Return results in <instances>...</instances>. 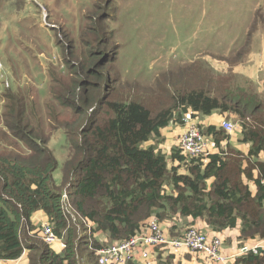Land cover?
<instances>
[{
    "label": "trees",
    "instance_id": "trees-1",
    "mask_svg": "<svg viewBox=\"0 0 264 264\" xmlns=\"http://www.w3.org/2000/svg\"><path fill=\"white\" fill-rule=\"evenodd\" d=\"M94 31L100 35L95 26ZM99 46L89 44L88 73H93L92 66L118 57L115 50L97 61ZM184 89L175 91L170 106L156 112L138 99L107 101L110 117L98 122L94 116L80 128L77 144L63 163L60 184L55 181L58 160L49 147L50 135L29 119L37 117L34 103L7 90L0 116L6 128L0 129V142L7 145H0V259H18L27 249L29 264H98L97 250L143 231L153 216L170 238L198 220L216 232L239 225L238 239L264 238V101L251 93ZM74 109L84 114L78 105ZM213 113L240 118L237 142L251 143L246 152L223 128L202 124L199 128L218 151L187 157L179 146L169 153L160 148L165 127L183 125L187 114L202 118ZM250 182L256 185L255 193ZM65 192L69 201L62 200ZM37 212L53 223L65 244L62 252L36 231L31 219ZM98 233L105 239L99 240ZM158 255L156 264H176L172 254ZM236 264H264V255L250 253Z\"/></svg>",
    "mask_w": 264,
    "mask_h": 264
},
{
    "label": "rangeland",
    "instance_id": "rangeland-1",
    "mask_svg": "<svg viewBox=\"0 0 264 264\" xmlns=\"http://www.w3.org/2000/svg\"><path fill=\"white\" fill-rule=\"evenodd\" d=\"M254 30V36L264 33V0H0V116L7 90L34 103L37 117L29 119L50 135L60 184L80 128L94 116L98 122L110 117L109 100L138 99L156 112L171 105L175 91L200 87L264 101L252 81L240 87L230 76ZM89 44L99 46V62L105 52L117 50L118 57L88 73ZM215 62L226 64L228 73L217 77ZM225 118L241 126L237 115ZM187 122L175 142H161L165 150L178 144Z\"/></svg>",
    "mask_w": 264,
    "mask_h": 264
},
{
    "label": "built area",
    "instance_id": "built-area-1",
    "mask_svg": "<svg viewBox=\"0 0 264 264\" xmlns=\"http://www.w3.org/2000/svg\"><path fill=\"white\" fill-rule=\"evenodd\" d=\"M187 119L189 122H187L186 130L178 141L179 147L187 157L208 154L211 149L209 146L211 144L214 146V143H211L210 138L200 132L198 125H196V119H192L190 115L185 118V120ZM221 124L228 132H233L236 127L230 120L224 119ZM62 200L69 201L66 192L62 195ZM71 215L75 219V213L72 212ZM143 229V231L141 230L127 239L118 240L97 250L98 264H126L128 260H134L137 251L141 252L143 257H147L150 254L148 249L152 250L156 247L165 246L185 247L211 264H230L229 260L232 258L246 256L250 253H264L260 249L259 240H255L254 242H245L233 255L226 256L222 250L225 238L221 235L210 237L197 226H191L183 230L180 236L170 238L155 216L149 218ZM36 231L43 241L51 247L59 241L64 244L63 239L55 233L54 225L49 219L37 226Z\"/></svg>",
    "mask_w": 264,
    "mask_h": 264
},
{
    "label": "crops",
    "instance_id": "crops-1",
    "mask_svg": "<svg viewBox=\"0 0 264 264\" xmlns=\"http://www.w3.org/2000/svg\"><path fill=\"white\" fill-rule=\"evenodd\" d=\"M255 34V30L251 33V40L247 42L244 46H242L236 57L233 59V62L230 66V76L237 81L238 86L242 87L244 82H253L258 90L264 93V33ZM219 62H215V69L217 73H220L218 76L224 75L227 72L226 64L221 65ZM223 63V62H221ZM223 116H228L227 113H213L207 117L203 118L204 125H219ZM183 132L180 129V125L170 124L161 130L165 141L171 140L175 142L179 135ZM232 141L239 149L246 152L250 146V144H239L237 141L241 137V128L237 129L236 132L230 134ZM164 141V142H165ZM153 143V141H151ZM160 148L167 153L170 152L165 150L163 143H160ZM181 172H186L184 169H180ZM55 176V175H54ZM250 188L255 193L257 191L256 185L250 182ZM48 216L44 212H37L32 217L31 221L35 224V226H39L42 222L46 221ZM197 227L204 229V231L210 236L214 237L217 235H221L225 238L222 250L226 256L233 255L236 250L245 242H254L255 240H259L260 249L264 252V238L256 237L252 240H244L238 239L240 235V227L239 225L234 229H225V232H216L209 228L206 223L202 220H198ZM165 230V229H164ZM166 231V230H165ZM226 237H225V236ZM98 239H105L103 234L98 233ZM52 248L57 252H62L65 248L63 242L59 241ZM150 254L147 257H143L141 252L137 251L135 253V258L132 261L133 264H156L158 254H161L162 258H165L169 254L173 255V261L176 264H211L210 262H206L202 257H199L197 253H194L188 250L185 247L174 248L172 246H165L164 248L157 249H148ZM29 251L25 249L24 253L18 259L14 260H6L0 259V264H29ZM264 255V253L260 254ZM240 257L232 258L229 260L230 264H236V260Z\"/></svg>",
    "mask_w": 264,
    "mask_h": 264
},
{
    "label": "clouds",
    "instance_id": "clouds-1",
    "mask_svg": "<svg viewBox=\"0 0 264 264\" xmlns=\"http://www.w3.org/2000/svg\"><path fill=\"white\" fill-rule=\"evenodd\" d=\"M188 115H190V114H187L184 118H183V122L185 121V118L188 116ZM191 116V118L192 119H198V117H193V115H190ZM225 117H227V116H223V118H222V120H221V122H220V124L219 125H217V127H222L225 131H226V133L227 134H232V133H234V132H236L237 131V128H238V124H235L236 125V127H235V129H234V131L233 132H228L223 126H222V121L225 119V120H228L227 118H225ZM203 118H202V120H200V122H199V124H202V125H204L203 124ZM211 125H213V124H211ZM198 128H199V125H198ZM240 128H241V126H240ZM185 130H186V128H185ZM199 130H200V132L202 133V134H205V133H203L202 131H201V129L199 128ZM206 136H208L209 138H210V142L211 143H214V141H213V139L209 136V135H207V134H205ZM249 144H251V143H249ZM176 146H179L178 144H176ZM213 149H216V145H215V143H214V146L210 149V152L208 153V154H206V155H209L210 153H212V150ZM37 228V227H36ZM133 261V260H132Z\"/></svg>",
    "mask_w": 264,
    "mask_h": 264
}]
</instances>
